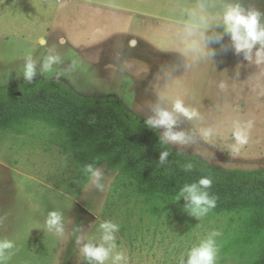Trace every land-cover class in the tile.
Segmentation results:
<instances>
[{
  "label": "rangeland",
  "instance_id": "obj_1",
  "mask_svg": "<svg viewBox=\"0 0 264 264\" xmlns=\"http://www.w3.org/2000/svg\"><path fill=\"white\" fill-rule=\"evenodd\" d=\"M37 77L118 98L208 163L264 168V0H0V86ZM4 132L0 264H247L259 248L235 252L237 215H152L104 166L78 187L49 130Z\"/></svg>",
  "mask_w": 264,
  "mask_h": 264
},
{
  "label": "trees",
  "instance_id": "obj_2",
  "mask_svg": "<svg viewBox=\"0 0 264 264\" xmlns=\"http://www.w3.org/2000/svg\"><path fill=\"white\" fill-rule=\"evenodd\" d=\"M35 126L49 130L45 139L71 157L78 187L104 166L129 190L125 198L135 197L152 215L180 204L209 216L237 215L235 252L244 256V246L257 243L247 264H264V168L208 163L169 145L118 98L81 95L59 79L0 86V134L21 135Z\"/></svg>",
  "mask_w": 264,
  "mask_h": 264
}]
</instances>
